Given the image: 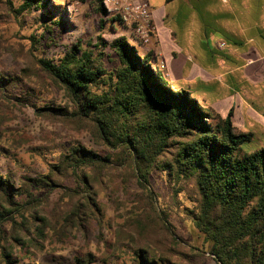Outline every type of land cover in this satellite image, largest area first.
I'll return each instance as SVG.
<instances>
[{
	"label": "trees",
	"instance_id": "trees-1",
	"mask_svg": "<svg viewBox=\"0 0 264 264\" xmlns=\"http://www.w3.org/2000/svg\"><path fill=\"white\" fill-rule=\"evenodd\" d=\"M0 10L21 29L33 19L44 30L28 37L29 61L23 70L0 71V101L33 105L39 118L86 132L105 148L77 140L53 157L54 163L45 159L47 172L34 178L0 172V264H35L31 250L42 251L50 237L62 240L93 223L103 227L105 211L96 185L104 184L108 170L125 166L143 191L116 237L132 254L127 264H182L173 257L178 240L171 210L152 188L155 172L166 176L177 210L190 201L185 216L203 235L205 253L216 264H264V148L241 152L254 134L234 127L233 109L224 118L202 107L188 90H175L153 52L141 50L134 32L111 42L102 36L96 42L78 39L59 59L37 57L44 40L55 43L56 30L69 27L59 13L64 7L53 0H0ZM96 11L105 18L101 5ZM109 21L123 25L114 17L101 19L102 27ZM53 90L64 94L63 106L51 96ZM70 181L75 187L66 185ZM61 189L60 201L53 202ZM183 194L188 199L182 202ZM157 230L174 244L160 249L163 253L157 252L161 246L143 243ZM182 254L180 260L189 258ZM107 260L105 255L103 264ZM97 262L94 253L85 252L73 264Z\"/></svg>",
	"mask_w": 264,
	"mask_h": 264
},
{
	"label": "rangeland",
	"instance_id": "rangeland-1",
	"mask_svg": "<svg viewBox=\"0 0 264 264\" xmlns=\"http://www.w3.org/2000/svg\"><path fill=\"white\" fill-rule=\"evenodd\" d=\"M23 0H15L20 4ZM60 3L64 7V14L69 22V27L65 31L56 30L54 37L56 42L44 40L43 46L35 54L37 57H47L50 59H59L64 55L65 48L76 43L78 39L84 41L92 40L96 42L100 36L106 41L111 42L121 36L131 35V29L120 25L119 23L107 22L104 27L101 25V19H108L107 16L102 18L96 11L99 4L96 1L87 2L84 0L78 11H74L71 6V0H53ZM152 10L153 20L156 28L161 29L159 36L163 43L166 41L167 30L174 28L180 34L181 39L184 38L186 27L185 17L187 15L174 13L175 8L180 6V0L167 4L166 0H146ZM241 0H214L209 1L210 5H214L219 11L229 10L236 6H240ZM208 1H206V4ZM208 5V4H207ZM207 6H204L201 16L205 18L208 25V33L221 35L226 37L225 32L217 30L218 26L212 22L211 14L205 12ZM225 16V13L223 14ZM112 18V17H111ZM199 18V15H198ZM114 26V28H113ZM44 30L40 29L33 19H30L26 28L21 29L18 23L5 15L0 10V71L5 73H19L24 69L25 64L29 61L28 50L31 42L28 37L31 34L41 35ZM50 37V35H47ZM141 50L147 52V47L142 46ZM109 52V51H107ZM243 53V52H242ZM242 59H239L241 64ZM237 62V61H233ZM230 64L232 61H230ZM114 64H110L112 67ZM247 72V71H246ZM248 76V77H247ZM166 80L170 83L169 79ZM36 81V80H35ZM175 81L184 84L185 79L176 77ZM240 85L237 88L241 94L239 99L233 97L229 93L218 94H200L191 93L193 98L206 110L211 113L219 114L226 117L232 106H242L241 104H254L259 106L264 97L259 91L257 76L254 77L252 72H247L245 78L240 79ZM250 86L248 89L247 86ZM175 90L188 88L176 87ZM42 89V88H41ZM43 92V91H42ZM259 92V93H258ZM51 96L57 98L58 105L63 106L66 102L63 93L52 91ZM47 96V95H46ZM50 96V97H51ZM48 97V96H47ZM223 98L222 100H220ZM39 105H42L40 103ZM2 121V123H1ZM0 123L2 130V139L0 140V172L6 174L13 172L16 178L26 176L34 178L39 173H46L48 170L47 161L54 163L53 157L63 151L65 146L73 141H81L87 147L104 151L105 148L97 146L92 136L86 132L79 133L66 123L42 119L36 116L33 105L24 108L15 106V102L0 101ZM234 127L243 133H248V127L243 120L233 121ZM253 131V130H252ZM255 137L252 141L246 142L241 146V152L251 154L264 148V133L259 129H255ZM104 154V152H102ZM108 175L104 178L103 185H96L99 193V201L104 207L105 221L101 227L97 223H93L87 227L84 232H73L62 240L57 237H50L44 244L42 251L31 250L33 262L35 264H73L74 258L80 253L92 252L98 259L97 264H103L105 255L107 256V264H127L130 262L132 254L129 253V247L123 246L117 242V233L121 226L128 219L134 204L135 197L143 193L138 181L134 178L131 171L125 166L118 169L108 170ZM152 188L159 195V203L166 207L170 213V221L173 224L177 236L176 254L173 256L177 263L182 264H216L214 257L208 251V245L205 244L203 235L195 228L191 220L185 216L184 208L191 207L189 200L185 201L182 210H177L176 204L172 202V190L168 185L167 178L164 174L155 172L151 178ZM68 187H75L73 181L66 183ZM64 190L55 193L52 196L53 202L60 201V197ZM183 198L188 197L182 195ZM68 199L65 198V201ZM183 202V201H182ZM6 231H11V226H6ZM138 239L140 235H136ZM151 237V238H150ZM151 242L153 247L159 245L157 252L163 253L160 249L169 250L174 244L169 240L165 232L157 230L149 236L143 243ZM186 254L188 259H181V254ZM182 254V255H183ZM200 254V255H197ZM30 257V256H29ZM30 261V260H27Z\"/></svg>",
	"mask_w": 264,
	"mask_h": 264
},
{
	"label": "crops",
	"instance_id": "crops-1",
	"mask_svg": "<svg viewBox=\"0 0 264 264\" xmlns=\"http://www.w3.org/2000/svg\"><path fill=\"white\" fill-rule=\"evenodd\" d=\"M209 1L180 0L182 3L174 13L187 15L183 39L172 27L167 30L163 43L159 36L162 28L157 29L153 20L156 35L147 52H153L157 65L172 85L188 88L190 93L218 94L222 91L231 94L232 100L233 97L239 99L241 93L237 85L247 72L257 76L259 91H264V0H241L240 6L224 11H219L213 4L209 7L214 0ZM204 6H207L205 12L212 16L211 23L215 22L217 30L220 34L225 32L227 38L208 33L207 22L201 16ZM230 61L234 64L228 65ZM175 76L184 78V84L175 81ZM247 87L250 89L249 85ZM260 100L258 107L248 102L231 108L234 110L233 121H245L250 127L248 133H253L254 137L255 129L264 133V97Z\"/></svg>",
	"mask_w": 264,
	"mask_h": 264
},
{
	"label": "built area",
	"instance_id": "built-area-1",
	"mask_svg": "<svg viewBox=\"0 0 264 264\" xmlns=\"http://www.w3.org/2000/svg\"><path fill=\"white\" fill-rule=\"evenodd\" d=\"M87 2L96 1L101 5L108 18L117 17L121 23L131 29L143 46L152 45L156 28L153 22L152 10L146 0H86ZM84 0H71L74 11L82 6ZM225 45H222V48ZM163 63L161 64V67ZM162 69V68H161Z\"/></svg>",
	"mask_w": 264,
	"mask_h": 264
}]
</instances>
